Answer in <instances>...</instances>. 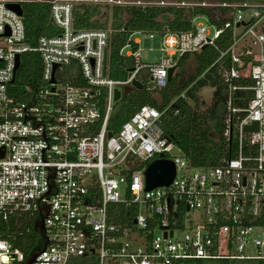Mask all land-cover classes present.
Instances as JSON below:
<instances>
[{
    "label": "built area",
    "instance_id": "2783aa9c",
    "mask_svg": "<svg viewBox=\"0 0 264 264\" xmlns=\"http://www.w3.org/2000/svg\"><path fill=\"white\" fill-rule=\"evenodd\" d=\"M33 1L51 4L58 30L36 47L25 41L22 15L8 7ZM95 1L0 0V218L35 222L48 206V244L33 264L264 262V0L200 3L227 8V20L199 16L194 30L163 35L158 62L143 61L137 39V49L121 50L134 66L120 79L108 74L110 31L74 28V7L103 4ZM206 46L218 52L214 64L226 84L224 136L233 140L234 156L191 167L160 125L164 111L151 105L115 133L109 129L124 96L116 100V89L129 91L139 80L151 92L160 90L183 55ZM27 51L42 60L32 102L10 93L16 58ZM238 91L251 92L245 105L235 102L246 100ZM254 122L257 130H245ZM161 154L175 163V178L146 190L145 170ZM8 232L0 235V264H26L15 232Z\"/></svg>",
    "mask_w": 264,
    "mask_h": 264
},
{
    "label": "trees",
    "instance_id": "16d2710c",
    "mask_svg": "<svg viewBox=\"0 0 264 264\" xmlns=\"http://www.w3.org/2000/svg\"><path fill=\"white\" fill-rule=\"evenodd\" d=\"M222 1V0H221ZM193 4H190L192 3ZM77 4L73 10L74 28L107 29L110 31V53L108 74L114 79L124 78L133 68L134 60L121 55L126 46L138 48V43L131 39L135 32L149 34L181 33L195 29V19L205 16L210 23L215 22L214 15L220 14L221 20H227V8H215L209 5L194 4ZM25 25V41L31 46L38 45L43 35L58 32L51 19V4L33 1L22 4ZM111 11V16L109 15ZM107 15L103 20L102 16ZM110 16V18H109ZM112 20V22H110ZM196 61L195 72L185 77V64L190 58ZM218 52L206 46L200 52L183 55L178 63V72L167 85L157 91L156 96L147 89L132 88L118 101L111 117L109 129L115 133L133 113L143 105L155 106L164 111L160 121L165 135L168 136L187 157L191 167H211L222 163L224 158L236 154L233 140L227 141L224 128L217 133L216 125L225 119L224 83L220 67L214 62ZM214 64V65H213ZM42 60L36 51H27L20 56V64L15 73V82L10 86V93L20 101H34L36 90L40 85ZM205 87L216 88L212 104L203 112L199 107L197 94ZM184 93V97L181 94ZM237 96L245 97V101L235 100L237 105H245L251 97L249 91H238ZM120 103V104H119ZM119 104V107H118ZM118 107V108H117ZM18 222V223H16ZM9 230L15 232L14 246L20 248L26 259L36 250L43 247L44 242L34 221L21 216L18 221L12 218L6 223L0 218V235L8 236ZM71 264L88 263L86 259L73 261ZM225 264H245L238 261ZM260 264H264L260 261Z\"/></svg>",
    "mask_w": 264,
    "mask_h": 264
},
{
    "label": "water",
    "instance_id": "95a60500",
    "mask_svg": "<svg viewBox=\"0 0 264 264\" xmlns=\"http://www.w3.org/2000/svg\"><path fill=\"white\" fill-rule=\"evenodd\" d=\"M8 7L15 12H17L19 15L23 14L22 6L20 4H8ZM9 32L6 33L8 35ZM205 48V47H204ZM203 48V49H204ZM107 61V51H106V59ZM20 64V55L16 58V65H15V71H17ZM57 68V65L55 66L54 70ZM178 72V67L174 66L170 68L168 72V80H172L173 76ZM104 74H106V69L104 70ZM52 82H55V77L52 78ZM15 82V77L12 79L11 83ZM133 85L135 88L143 89L144 84L139 80H134ZM128 91H124L121 93L119 89H116L115 92V99L119 100L121 98V95H125ZM258 129V122H254L252 125H248L245 127V130H257ZM108 136H112V132L108 133ZM176 175V165L172 160H169L164 157V154L160 155V158L154 159L149 163L145 170V182H146V190H151L155 187L159 186H166L172 183L173 179ZM49 194H52V191L49 192ZM49 213V208L47 205H43V207L40 210V216L37 218L34 222V227L37 229L38 233L41 235L44 246L48 244V237L45 233V227H44V219ZM39 254V250L34 251L26 260V264H33L36 257Z\"/></svg>",
    "mask_w": 264,
    "mask_h": 264
},
{
    "label": "rangeland",
    "instance_id": "374dc122",
    "mask_svg": "<svg viewBox=\"0 0 264 264\" xmlns=\"http://www.w3.org/2000/svg\"><path fill=\"white\" fill-rule=\"evenodd\" d=\"M106 1H109V0H96L95 2L105 4V3H107ZM110 1H121L122 3H127V2L128 3L153 2V3H159V4H162V3H166V4L180 3V4H182V3L192 2V1H194V4H199V2H200V0H110ZM201 1H202L201 3L204 2L207 4H217L221 0H201ZM111 3H114V2H111ZM190 4H193V2ZM212 7H214V6H212ZM109 15L111 16V11H109ZM106 16H107L106 14L103 15L102 19L105 20ZM110 16H109V18H110ZM200 21L204 22L206 25L209 26V28H211L210 27L211 25H209V23H207V21L205 19H200ZM110 22H112V20ZM131 39L133 41H136L137 39L140 40L142 59L145 63L158 62V60L160 59V56H161V52H160V47L162 46V36L161 35L153 34V36L151 37V35L147 32H135L132 34ZM126 50H129V48H127ZM184 68H185V77L187 78L189 76H192L194 74L195 68H196L195 59L193 57L190 58L186 62ZM178 70H179V68H178ZM122 90H123V88H122ZM214 92H215V90L213 89V87H205L203 90L199 91V93L197 94L199 102L202 103L199 107L201 112L205 111L207 109V107H209L212 104ZM153 94L156 96L155 92H153ZM119 102L121 103V101H119ZM119 104H118V107H119ZM223 125H224V119H221L220 122H217V125H216L217 133H219V134L221 133V126L223 128ZM178 175L179 176L182 175L181 170L178 171ZM238 263L260 264V261H238Z\"/></svg>",
    "mask_w": 264,
    "mask_h": 264
},
{
    "label": "flooded vegetation",
    "instance_id": "af4514ba",
    "mask_svg": "<svg viewBox=\"0 0 264 264\" xmlns=\"http://www.w3.org/2000/svg\"><path fill=\"white\" fill-rule=\"evenodd\" d=\"M158 158H160V157H158ZM158 158H156V159H158Z\"/></svg>",
    "mask_w": 264,
    "mask_h": 264
}]
</instances>
